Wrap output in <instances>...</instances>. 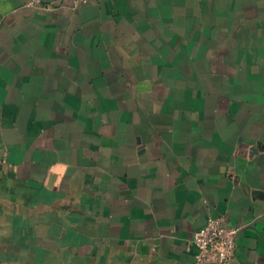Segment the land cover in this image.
<instances>
[{
    "label": "crops",
    "instance_id": "crops-1",
    "mask_svg": "<svg viewBox=\"0 0 264 264\" xmlns=\"http://www.w3.org/2000/svg\"><path fill=\"white\" fill-rule=\"evenodd\" d=\"M0 0V264H194L209 218L264 264V0Z\"/></svg>",
    "mask_w": 264,
    "mask_h": 264
},
{
    "label": "built area",
    "instance_id": "built-area-1",
    "mask_svg": "<svg viewBox=\"0 0 264 264\" xmlns=\"http://www.w3.org/2000/svg\"><path fill=\"white\" fill-rule=\"evenodd\" d=\"M44 0H29L26 7H40ZM237 229L222 217L209 218L193 239L194 264H230L236 250Z\"/></svg>",
    "mask_w": 264,
    "mask_h": 264
}]
</instances>
